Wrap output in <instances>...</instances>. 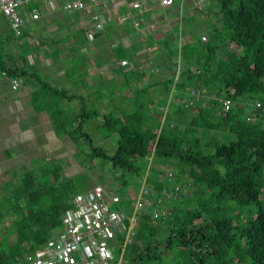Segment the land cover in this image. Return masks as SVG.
I'll use <instances>...</instances> for the list:
<instances>
[{
	"label": "trees",
	"instance_id": "16d2710c",
	"mask_svg": "<svg viewBox=\"0 0 264 264\" xmlns=\"http://www.w3.org/2000/svg\"><path fill=\"white\" fill-rule=\"evenodd\" d=\"M210 1L187 20L191 41L163 43L169 58L163 62L168 76L162 81L167 107L157 109L156 116L153 110L122 108L119 114L102 116L99 128L116 135L111 153L94 145L84 127L99 116L97 110L82 107L75 116L54 110L55 130L86 143L91 157L142 175L149 161L143 185H150V191L141 195L144 208L134 225L147 235L135 228L130 234L123 251L124 258L131 246L130 264L156 259L163 246L178 247L191 264H264V0H215L213 13ZM32 7L34 2L28 4ZM117 55L126 54L119 50ZM191 88L204 96L185 107L182 101ZM146 89L135 91L134 103ZM53 92L68 98L65 92ZM45 170L43 179L27 174L13 195L14 200L16 194L23 197L27 213L13 223L17 240L11 250L0 251V264H28L23 252L29 255L47 241L72 206L77 193L73 179L59 166ZM162 189L173 192L165 200L170 214L153 220L151 210L159 207ZM124 224L127 229L129 221Z\"/></svg>",
	"mask_w": 264,
	"mask_h": 264
},
{
	"label": "crops",
	"instance_id": "0c3cea01",
	"mask_svg": "<svg viewBox=\"0 0 264 264\" xmlns=\"http://www.w3.org/2000/svg\"><path fill=\"white\" fill-rule=\"evenodd\" d=\"M66 1L32 0L39 17L32 19L26 11L19 37L0 14V251L14 247L17 231L13 223L27 213L23 197L16 194L18 200L13 198L27 174L38 176L47 166H59L65 175L88 176L84 151L88 150L55 130L54 110L75 116L82 107L92 106L99 116L87 120L84 127L96 132L104 114L111 109L121 113L125 99L127 111L133 110L137 89L154 87L157 98L167 95L162 81L168 72L163 62L169 58L163 43L180 46L192 40L185 14L197 15L204 0H174L168 6L160 5L159 0H124L116 6L112 0H103L82 11L66 9ZM92 12L98 13L102 28L91 21ZM119 50L126 55L118 56ZM123 60L128 64L122 65ZM7 69L23 74H9ZM13 78L19 79L15 88ZM157 81L158 86L153 84ZM53 89L65 92L68 98ZM100 136L109 141L107 131ZM95 185L100 184L78 188L75 195ZM104 198L107 202L105 194ZM62 230L55 227L50 236ZM112 250L116 255L118 245ZM8 264L24 263L11 260Z\"/></svg>",
	"mask_w": 264,
	"mask_h": 264
},
{
	"label": "built area",
	"instance_id": "2783aa9c",
	"mask_svg": "<svg viewBox=\"0 0 264 264\" xmlns=\"http://www.w3.org/2000/svg\"><path fill=\"white\" fill-rule=\"evenodd\" d=\"M32 0H0V14H3L15 36L21 33V26L24 23V14L29 11L32 19L39 17L38 10L28 8ZM103 0H69L64 7L68 10H84L88 5L94 7ZM124 0H112L116 6ZM174 0H159L160 5H171ZM91 21L96 28H102V22L97 12L91 13ZM122 65L128 61H121ZM19 79H12V87H17ZM187 97L182 103L185 107L193 106L200 100L202 93L191 88ZM224 108L229 107L228 101H223ZM147 186L143 185L140 192L148 193ZM163 196L157 198L159 207L151 210L153 220L163 219L170 214L165 206V200L171 196L167 189H162ZM104 190L100 185H95L85 193H80L72 198V206L64 212L63 230L60 234L51 235L47 241L36 248L27 256L29 264H125L123 262L124 245L128 242L130 234L133 233V226L137 223L136 214L127 216L120 210L111 209L104 198ZM173 195V194H172ZM139 202V201H138ZM140 202L138 203V206ZM129 221L126 229L124 221ZM125 232V240L120 238ZM118 236V240H117ZM114 242V244H113ZM116 243V244H115ZM121 245L117 256L113 253L114 245ZM77 254V258L73 253ZM115 260V261H114Z\"/></svg>",
	"mask_w": 264,
	"mask_h": 264
},
{
	"label": "rangeland",
	"instance_id": "374dc122",
	"mask_svg": "<svg viewBox=\"0 0 264 264\" xmlns=\"http://www.w3.org/2000/svg\"><path fill=\"white\" fill-rule=\"evenodd\" d=\"M209 0H204L203 5L207 3ZM215 0H211L210 3L213 4V8L211 10V13H213L214 10L217 8L215 7ZM162 11V10H161ZM216 12V11H215ZM178 13V12H177ZM186 13V12H185ZM157 14L154 13V16ZM212 15V14H211ZM190 15L185 14V27L188 25L187 20H189ZM199 18V16H198ZM214 23L216 22V19H214ZM199 29H203V24L199 23ZM109 30L112 31V28ZM204 37L207 36L206 33H203ZM17 37V36H16ZM19 37V36H18ZM155 51L153 50L152 53ZM176 76L178 72L175 73ZM154 87H149L146 89V91L139 95L138 102L134 103L133 110L131 111H137L139 113L141 112H150V110L155 113L156 116L158 112L157 109H160L159 107H167V103L169 101V98H167V103L164 104V97L160 96L157 98L152 91ZM135 90V89H134ZM113 91L111 90L110 96H112ZM203 94L201 95L200 99L203 98ZM127 103L128 101L125 99V101H122V106L125 108H122L123 111H127ZM88 110L95 109L92 106H87ZM162 109V108H161ZM96 110V109H95ZM112 112L115 113V110L111 109ZM110 111V112H111ZM119 114V113H117ZM116 114V115H117ZM96 120V119H94ZM101 121V120H99ZM150 122V121H149ZM162 122V120L160 121ZM88 131L91 133L93 144L103 147L104 149H107V153H111L115 147V141H116V135L110 134L107 140L99 139L101 137V133L105 131L104 128H99L96 130V132L91 131L90 128H88ZM80 147L87 149V144L84 142L79 143ZM87 154V164H89V168L87 167V173L88 176L86 177L83 174H70L69 178L73 179L74 186L76 187V190L78 191V188L82 189L88 186V184H100L101 187L104 190V193L106 195V199L108 204L114 208L118 207V210L122 211L126 215L130 214H136L139 216L140 211L144 208L142 206V203L138 206V203L141 202L140 192L143 184L145 183V177L147 176L148 168H149V161L146 165V170L144 171V174L142 175L141 172L137 173L134 172H128L124 169L116 168L114 169L112 166H110V162L108 159H102L98 157H91L88 152L84 150ZM81 154V153H79ZM141 166H144V163H139ZM95 167V168H94ZM143 168V167H142ZM41 175L43 177H41ZM41 179L45 177L42 173H39L38 175ZM148 187L150 185L147 184ZM186 191H188L187 187L185 188ZM190 191V189H189ZM188 191V192H189ZM139 201V202H138ZM238 209H234V212H236ZM155 223V221H153ZM135 229H138L139 231H143L145 235H147V230L143 228H138L136 226H133V231ZM139 242V240H138ZM162 242V239H161ZM131 246L128 245L126 248V251L124 253L123 262L125 264H130V256H131ZM185 257L180 253L178 247H171L170 249H167L165 246L161 247L156 255V259L148 260L146 258H143L136 264H191L190 259H184Z\"/></svg>",
	"mask_w": 264,
	"mask_h": 264
}]
</instances>
